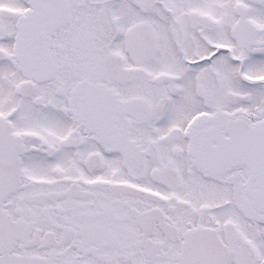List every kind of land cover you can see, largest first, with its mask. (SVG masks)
<instances>
[{
  "label": "snow or ice",
  "instance_id": "1",
  "mask_svg": "<svg viewBox=\"0 0 264 264\" xmlns=\"http://www.w3.org/2000/svg\"><path fill=\"white\" fill-rule=\"evenodd\" d=\"M0 264H264V0H0Z\"/></svg>",
  "mask_w": 264,
  "mask_h": 264
}]
</instances>
